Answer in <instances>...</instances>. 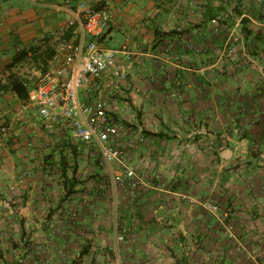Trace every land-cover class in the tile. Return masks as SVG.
<instances>
[{"label":"crops","instance_id":"1","mask_svg":"<svg viewBox=\"0 0 264 264\" xmlns=\"http://www.w3.org/2000/svg\"><path fill=\"white\" fill-rule=\"evenodd\" d=\"M67 1L0 0V82H7V66L22 53L32 56L37 49L43 51L53 46L56 55L47 69L54 61L55 66L61 62L65 45L75 38L71 29L76 28L81 4L96 11L108 10L113 26L103 37L102 46L114 50L128 47L134 68L120 90L111 89L103 81V98L106 92V99L119 98L122 112L124 105L126 108L129 105L132 140L146 131L147 143L139 144L132 152L130 165L150 178V188L143 194L139 192L130 210H126L121 205L123 191L119 194L114 189L110 193L104 184L105 169L101 160L94 158L92 146L81 145L66 123L47 128L34 109H26L17 118V108L23 101L13 92H0V140L5 142V149L0 152L1 258L8 264L86 262L92 255L93 244H112L109 235L112 214L116 221L119 218L122 228L129 225L135 233L165 226L215 230L218 221L205 218L200 209H192L185 203L169 207L171 200L179 199L188 187L201 194L206 191L203 180L207 169L196 172L202 180L192 175L195 180L191 181L187 170L180 166L190 162L204 167L208 157L201 153L199 159L195 155L189 158L185 153L183 158L173 160L169 154L180 148L181 142L185 149L188 130L202 128V123L212 129L214 140L220 119L225 131L241 120L238 122L252 133L262 134L259 138L264 146L261 130L264 93H260L264 92V0H70L71 7L66 10L63 6ZM225 83L229 89L228 109L221 104L224 102L221 94L226 91L221 85ZM80 96L83 101L94 97L85 91ZM246 101L263 102L260 104L263 108L243 110ZM117 116L119 120L125 118L123 113ZM245 118L251 122L244 123ZM3 127L7 129L5 133ZM228 140V145L234 148L235 140ZM209 143L207 137L195 141L204 150ZM78 153L83 156L80 160L74 158ZM230 157H233L230 150L221 154L222 161H232ZM218 161L210 160L213 173ZM81 164L85 172L79 176V182L89 183L78 189L73 186L76 168ZM55 166L62 171L58 170L54 176V192L47 186L51 182L47 171ZM27 169L31 175L20 185L22 173ZM63 178H67V183L72 181L71 188L65 187ZM18 186L20 195L14 208L8 210L4 203L15 196L10 188ZM259 197L264 198V192ZM255 211L257 215L262 212L255 208L251 212L253 219H257ZM242 220L235 219L236 223ZM246 222L247 228L254 230L255 223ZM258 228L263 229L259 225ZM135 237V246L146 243ZM197 238L195 243L201 239ZM185 245L191 246V242ZM134 251L138 256L142 250L136 247ZM105 253L99 258L108 262L103 258ZM145 258L132 259L131 264H145Z\"/></svg>","mask_w":264,"mask_h":264},{"label":"rangeland","instance_id":"2","mask_svg":"<svg viewBox=\"0 0 264 264\" xmlns=\"http://www.w3.org/2000/svg\"><path fill=\"white\" fill-rule=\"evenodd\" d=\"M112 47H115L113 45ZM228 56V54H226ZM31 58L27 59L25 62L18 64L13 71L8 72L5 76L8 78L10 74H16L17 76L22 77L27 80L29 83V88L32 89L35 87L40 75V70L35 68ZM224 76H227V72H225ZM227 79V77H225ZM227 81V80H226ZM224 88L226 91L222 92L221 98L224 99V102L221 103L222 106L228 109V83L221 85V88ZM264 89V87H262ZM87 93V92H86ZM260 93H264L260 91ZM253 96V94H252ZM175 98V96H172ZM113 99H117L118 109L113 113V120L119 127V136L116 137L112 144L116 145L121 151H123V161L127 163H131L132 152L137 150V146L144 145L147 142L146 131L140 133L138 138L132 140L131 137V128L132 124L130 122V114H127L128 109H130L129 105L127 108L124 105L125 112H122V102L119 98L114 97ZM181 100H184L180 97ZM256 100V98H255ZM263 102H251L246 101L243 104V110H255L259 111L263 108L260 104ZM264 105V104H262ZM237 107V106H236ZM239 109V108H237ZM14 111V109H13ZM130 111V110H129ZM120 113H123L125 118L123 120H119L118 116ZM155 120V119H154ZM197 122L199 119L196 118ZM204 120V119H203ZM207 120V119H205ZM204 120V121H205ZM219 121V130L216 134H214V140L212 139V133L210 128H208V124H204V127L209 130L202 128H192L188 130L186 137L188 139L186 148L184 149L183 143L181 142V147L172 151L169 155L171 159H180L183 158L185 153L191 158V155H195L198 157L202 155L208 157L207 166L204 165H195L190 162L185 163V165L180 166V169L184 171L187 170V175L191 181L195 180V178H191L192 175L197 176V178L202 180L198 176L201 168H205L206 173H204V188L208 191L206 195V191L203 194L198 193L194 187L186 189L185 192L180 193L179 199L174 198L171 200L169 207L174 208L173 206L180 207V204L185 203L187 207L192 209H200L205 213V218L213 217L218 221V225L215 230L209 229H191V230H182L179 228H158L156 230H141L135 233V230L130 228L129 225L122 228L120 225L119 218L116 221V218L113 217L110 219V223L112 225V229L109 232L110 240L112 244H106L107 246H98L93 244L91 246V257L86 262H81L79 264H131L132 259L136 261V259L141 258L142 256L146 257L147 263L145 264H264V198L261 199L260 194L264 192V146L261 145L260 138L262 134L252 133V130L248 127H244L241 125V120L236 122V126L232 129L224 130L223 120ZM256 121L259 118L254 119ZM250 121V118H245L243 121ZM209 125L211 124V120L209 119ZM259 122V121H258ZM258 122H256V126H258ZM202 125V126H203ZM198 126V125H197ZM261 130L264 131V126L261 127ZM141 134H143L145 141L141 142ZM199 137H207L210 142L207 146L205 145L206 150L201 149L199 145L195 144V141L199 139ZM183 139V136H181ZM178 137V139H181ZM229 138L235 140L236 145L234 148L229 146ZM192 142H190V141ZM135 141V142H134ZM56 142V141H55ZM83 146H92L95 159H99L102 162V166L105 169L106 181L104 184L107 186L108 190H117L119 194L122 193V204L126 210H130V206L134 203L135 199L138 196L136 193L134 196L130 194V192H126L117 182V175L123 174V165L121 162H115L112 165H107L103 163L102 155L100 148L96 144H84L80 143ZM203 144V142H201ZM184 149V150H183ZM230 150L233 153V157H230L232 161L221 159V154ZM62 155V154H61ZM63 156V155H62ZM231 156V155H230ZM82 155L79 153L74 156L76 160H80ZM151 158V154L148 156ZM200 157H198L199 159ZM211 158L218 159V164L216 165L217 170L214 168V173L211 166ZM229 163V164H228ZM223 164L225 166H223ZM173 164L171 165V169L173 171ZM61 172L62 168L59 169L58 166L49 167L47 177L49 182L47 184L48 188H51L55 192V177L59 172ZM85 172L84 164H81L76 168L75 171V179L74 186L78 189H83L86 187V184L89 182L82 181L79 182V176L81 173ZM174 172V171H173ZM172 172V174H174ZM196 172H199L198 174ZM78 175V177L76 176ZM146 179L147 185L142 186L140 189V193L146 192L150 188V178L148 176H144ZM64 179L65 187L71 188L72 181L69 183L68 180ZM62 180V179H61ZM25 180H21L19 184L22 185ZM79 184L81 186L79 187ZM51 186V187H49ZM15 188V192L14 189ZM10 188L11 192L15 195L12 198V206L17 200L16 197L20 195V187ZM164 189V187H162ZM170 188V187H169ZM172 190V189H171ZM196 192V193H195ZM260 192V193H259ZM110 201L113 202L112 198ZM8 201V200H7ZM180 202V203H173ZM215 204L218 209L214 212L209 211L205 208L207 203ZM120 206V205H118ZM16 207V206H15ZM259 210L260 212L257 215V219H253L252 211L254 209ZM10 210V209H8ZM261 214V215H260ZM4 217V214H2ZM15 216V215H14ZM238 217H241L242 222L236 223ZM77 217L75 218L76 221ZM262 219V220H261ZM252 220L254 224V230L248 229L249 225L246 221ZM115 221V222H114ZM257 225V227H256ZM258 225L263 229H259ZM55 232V231H54ZM142 234V236H140ZM254 234V235H253ZM135 236L140 239L143 238L145 240V244L135 246L134 239ZM120 237H124V241L120 240ZM197 237H201V239L195 243V239ZM254 237L255 239H251ZM168 239V240H167ZM198 239V238H197ZM190 241L191 246L185 245V242ZM144 242V241H143ZM138 245V244H137ZM141 247V252L138 253V256H135V249ZM107 252L104 259H108L106 261L100 260L99 256H103L104 252ZM0 251V264H8L3 258H1ZM128 257V258H127ZM80 259V258H79ZM131 259V260H130ZM119 260V261H117ZM172 260V261H171ZM171 261V262H170ZM41 264V263H39ZM43 264H49L47 262ZM142 264V263H140Z\"/></svg>","mask_w":264,"mask_h":264},{"label":"built area","instance_id":"3","mask_svg":"<svg viewBox=\"0 0 264 264\" xmlns=\"http://www.w3.org/2000/svg\"><path fill=\"white\" fill-rule=\"evenodd\" d=\"M70 7L71 1L68 0L63 9ZM78 9L80 17L74 24L75 38L65 45L64 58L56 66L54 61L40 75L28 99L17 108L16 117L20 118L26 109H34L49 129L59 122L68 124L79 142L98 145L104 164L121 162L124 170L123 174L117 175V182L134 196L142 186L147 185L146 179L136 168L123 161V151L112 144L119 136V127L113 120L118 104L117 99L104 100L105 87L101 85L106 81L111 89H122L134 62L128 47L114 50L102 46L103 37L113 26L108 10L96 11L86 4H81ZM81 91L94 95L93 99L83 101ZM6 130V127L2 128L3 133ZM140 138L141 142L145 141L143 134ZM4 149L5 142L0 140V152ZM30 175L29 169L23 171L21 180ZM13 190L15 192V188ZM11 206V199L4 203L7 209ZM205 208L212 212L218 209L210 202ZM119 239L124 241V237Z\"/></svg>","mask_w":264,"mask_h":264},{"label":"trees","instance_id":"4","mask_svg":"<svg viewBox=\"0 0 264 264\" xmlns=\"http://www.w3.org/2000/svg\"><path fill=\"white\" fill-rule=\"evenodd\" d=\"M76 30L75 27L71 29V34ZM55 48L53 46L47 47L45 50L41 51V49H37L36 53L32 56H29L28 53H22L7 66V71L11 72L13 69L20 63L25 62L27 59L31 58L35 68L42 72H45L49 62L55 58ZM29 83L27 84V80L23 79L16 74H10L8 76V80L6 83L0 82V92H13L15 93L19 99L25 101L29 97Z\"/></svg>","mask_w":264,"mask_h":264},{"label":"water","instance_id":"5","mask_svg":"<svg viewBox=\"0 0 264 264\" xmlns=\"http://www.w3.org/2000/svg\"><path fill=\"white\" fill-rule=\"evenodd\" d=\"M106 95H107V92L105 93V98H104V100H107V99H106Z\"/></svg>","mask_w":264,"mask_h":264}]
</instances>
